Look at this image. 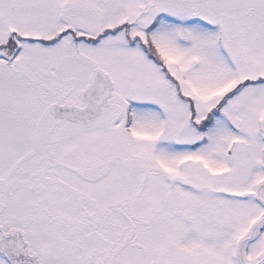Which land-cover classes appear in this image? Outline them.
<instances>
[{
    "label": "snow or ice",
    "instance_id": "obj_1",
    "mask_svg": "<svg viewBox=\"0 0 264 264\" xmlns=\"http://www.w3.org/2000/svg\"><path fill=\"white\" fill-rule=\"evenodd\" d=\"M0 264H264V0H0Z\"/></svg>",
    "mask_w": 264,
    "mask_h": 264
}]
</instances>
